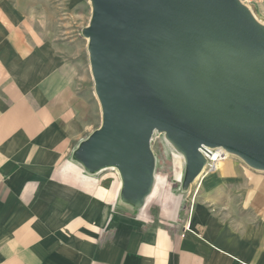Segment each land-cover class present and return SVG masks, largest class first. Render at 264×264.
I'll use <instances>...</instances> for the list:
<instances>
[{
    "label": "crops",
    "instance_id": "crops-1",
    "mask_svg": "<svg viewBox=\"0 0 264 264\" xmlns=\"http://www.w3.org/2000/svg\"><path fill=\"white\" fill-rule=\"evenodd\" d=\"M62 2L69 18L88 7ZM33 18L26 0H0V264H264V170L240 157L156 220L108 168L84 169L74 152L102 124L88 45L42 38Z\"/></svg>",
    "mask_w": 264,
    "mask_h": 264
},
{
    "label": "water",
    "instance_id": "water-1",
    "mask_svg": "<svg viewBox=\"0 0 264 264\" xmlns=\"http://www.w3.org/2000/svg\"><path fill=\"white\" fill-rule=\"evenodd\" d=\"M82 29L102 124L74 158L118 170L122 198L144 207L155 186L157 130L184 158L222 147L264 170V24L242 0H90Z\"/></svg>",
    "mask_w": 264,
    "mask_h": 264
},
{
    "label": "rangeland",
    "instance_id": "rangeland-1",
    "mask_svg": "<svg viewBox=\"0 0 264 264\" xmlns=\"http://www.w3.org/2000/svg\"><path fill=\"white\" fill-rule=\"evenodd\" d=\"M26 1L27 4L32 5L33 26L42 38L54 40L62 37L67 38L74 34L88 45V40L82 34V29L89 24L92 15V6L89 0H86L87 9H82L81 14L75 18H69L70 15L65 13L66 8L63 0ZM242 1L264 24V4L261 5L259 0ZM153 138L152 149L156 156V181L146 205L144 208L142 207L139 214L147 220L168 219L175 217L179 211L188 206L191 197H194L201 185V180L198 182L200 178L198 176L196 184L193 182L187 189H184L182 187L185 171L183 156L167 140L165 133L158 132ZM205 169L207 172L210 171L209 168L205 167ZM101 175L114 181L120 178L119 172L114 167L102 171ZM181 193L183 194L180 195Z\"/></svg>",
    "mask_w": 264,
    "mask_h": 264
},
{
    "label": "built area",
    "instance_id": "built-area-1",
    "mask_svg": "<svg viewBox=\"0 0 264 264\" xmlns=\"http://www.w3.org/2000/svg\"><path fill=\"white\" fill-rule=\"evenodd\" d=\"M201 151L207 158L206 168H209L210 170H213L218 162L223 161L227 159L230 155H232L226 152L222 147H217L213 149L205 147V149ZM155 179H156V171H155Z\"/></svg>",
    "mask_w": 264,
    "mask_h": 264
},
{
    "label": "bare ground",
    "instance_id": "bare-ground-1",
    "mask_svg": "<svg viewBox=\"0 0 264 264\" xmlns=\"http://www.w3.org/2000/svg\"><path fill=\"white\" fill-rule=\"evenodd\" d=\"M258 20H259V19H258ZM87 40H88V39H87ZM156 133H158L157 130L154 132V134H153V136H152V140L154 139L153 137L156 135ZM171 145H172V144H171ZM205 167H206V166H205ZM205 167L203 168L202 172H201L198 176H201V175L203 174V172H205V170H206ZM117 171H118V170H117ZM198 176H197V177H198ZM151 193H152V192H151ZM150 195H151V194H150ZM150 195L148 196V198L150 197ZM148 198H147V199H148ZM146 201H147V200H146Z\"/></svg>",
    "mask_w": 264,
    "mask_h": 264
}]
</instances>
